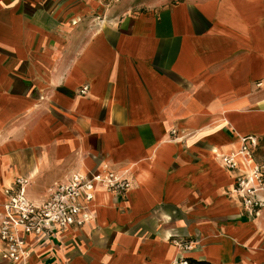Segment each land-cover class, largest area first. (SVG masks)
I'll list each match as a JSON object with an SVG mask.
<instances>
[{
    "label": "crops",
    "instance_id": "obj_1",
    "mask_svg": "<svg viewBox=\"0 0 264 264\" xmlns=\"http://www.w3.org/2000/svg\"><path fill=\"white\" fill-rule=\"evenodd\" d=\"M108 3L0 0V213L18 177L37 199L107 161L133 184L27 264H172L173 236L196 241L186 257L264 264V216L241 214L220 161L255 135L264 162V0Z\"/></svg>",
    "mask_w": 264,
    "mask_h": 264
},
{
    "label": "built area",
    "instance_id": "obj_2",
    "mask_svg": "<svg viewBox=\"0 0 264 264\" xmlns=\"http://www.w3.org/2000/svg\"><path fill=\"white\" fill-rule=\"evenodd\" d=\"M87 89L83 86L79 91L85 94ZM236 145V149L221 154L220 161L226 170L236 172L230 196L239 202L243 216L255 219L264 216V162H257L254 155L259 138L243 136ZM27 183L26 178L18 177L3 191L0 257L10 264H27L38 248L54 239L60 240L69 231L88 226L95 218L93 209L100 191L120 200L133 185L131 177L107 161L100 162L93 170L72 172L53 182L37 199L27 195ZM170 243L180 253L172 264H187L183 254L192 250L196 242L173 236Z\"/></svg>",
    "mask_w": 264,
    "mask_h": 264
},
{
    "label": "rangeland",
    "instance_id": "obj_3",
    "mask_svg": "<svg viewBox=\"0 0 264 264\" xmlns=\"http://www.w3.org/2000/svg\"><path fill=\"white\" fill-rule=\"evenodd\" d=\"M120 1H122V0H108V1L105 0V4L109 2L108 4L111 5V4L120 2ZM175 1H177V0H129V3L132 6V8H135V10H137V11H147V9H149L151 6L160 7V6L165 5L166 3L171 5V4L175 3ZM27 190L29 193H32L34 195L38 194L31 186H29L27 188ZM26 193H27V191H26ZM186 238L191 239V237H189V236H187ZM179 255H180V253H179Z\"/></svg>",
    "mask_w": 264,
    "mask_h": 264
},
{
    "label": "trees",
    "instance_id": "obj_4",
    "mask_svg": "<svg viewBox=\"0 0 264 264\" xmlns=\"http://www.w3.org/2000/svg\"><path fill=\"white\" fill-rule=\"evenodd\" d=\"M187 264H212V263L207 260H197V259L188 257Z\"/></svg>",
    "mask_w": 264,
    "mask_h": 264
},
{
    "label": "bare ground",
    "instance_id": "obj_5",
    "mask_svg": "<svg viewBox=\"0 0 264 264\" xmlns=\"http://www.w3.org/2000/svg\"><path fill=\"white\" fill-rule=\"evenodd\" d=\"M245 167V166H244Z\"/></svg>",
    "mask_w": 264,
    "mask_h": 264
}]
</instances>
